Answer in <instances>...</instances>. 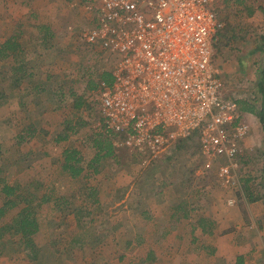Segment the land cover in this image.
<instances>
[{
  "label": "rangeland",
  "instance_id": "rangeland-1",
  "mask_svg": "<svg viewBox=\"0 0 264 264\" xmlns=\"http://www.w3.org/2000/svg\"><path fill=\"white\" fill-rule=\"evenodd\" d=\"M97 1L0 0V177L30 194L33 204L43 196L49 199L37 208L42 229H52L49 235L44 233L46 239L68 241L76 233L82 236L85 247L71 251L72 259L60 256L59 264H233L240 254L245 264H264V133L259 126L257 131L247 132L228 178L218 176L224 161L200 156L199 140L194 136L179 149L172 151L170 145L155 156L115 146L114 159L100 163L98 173L85 168L94 154L90 137L98 131L86 113L71 109L73 98L69 92L87 96L85 78L81 77L85 66L98 63L108 68L117 60L112 50L98 54L80 37V32L91 24ZM259 2L264 6V0ZM36 10L40 11L39 19L34 20ZM223 13L231 20L237 19L233 8H224ZM242 16L236 22L239 38L231 41L222 57L212 64L225 97L234 102L257 97L259 105L255 82L256 71L262 66L261 55L248 57L246 53L257 47L264 26L258 13L251 18ZM34 21L40 25L50 21L49 31H54L53 38L46 42L51 47L41 57L46 63L37 64L36 73L34 47L42 53L46 46L36 40L42 34L34 30ZM8 39L17 48L14 52L3 50ZM18 67L26 70L27 76L21 81L14 72ZM54 69L53 78L47 81L53 91L36 94L35 98L34 80L44 82ZM98 95L92 92L88 101L97 102ZM80 118L88 125L66 141L53 142L64 132L66 121L74 124ZM256 121L252 118L253 123ZM34 126L39 131L34 133ZM19 136L23 137L21 142ZM65 147H76L81 152L86 177L71 179L61 171ZM167 155L171 157L167 159ZM247 178L252 195L259 200H245L241 185ZM89 187L96 189L99 203H92L88 197ZM144 195L148 199L144 200ZM148 210L152 219L144 222L140 212ZM75 211H89L91 215L85 217V213L78 215ZM16 212L12 210L1 218L0 227ZM169 213L174 218L168 217ZM198 219L210 223L207 235L190 233ZM166 227L175 229L164 237ZM164 238L171 241L162 244ZM62 241L56 249L68 254ZM20 242L16 235L1 236L0 264L28 263L30 249ZM130 242L132 245H128ZM153 251L161 257H154ZM31 252L34 254V248ZM148 253L151 257L145 261Z\"/></svg>",
  "mask_w": 264,
  "mask_h": 264
},
{
  "label": "built area",
  "instance_id": "built-area-1",
  "mask_svg": "<svg viewBox=\"0 0 264 264\" xmlns=\"http://www.w3.org/2000/svg\"><path fill=\"white\" fill-rule=\"evenodd\" d=\"M217 1L95 3L91 24L80 37L98 52L117 55L113 81L97 97L102 125L118 135L114 147L155 156L197 133L200 156L224 161L220 178L236 167L249 127L235 102L224 96L212 64L221 27Z\"/></svg>",
  "mask_w": 264,
  "mask_h": 264
},
{
  "label": "trees",
  "instance_id": "trees-1",
  "mask_svg": "<svg viewBox=\"0 0 264 264\" xmlns=\"http://www.w3.org/2000/svg\"><path fill=\"white\" fill-rule=\"evenodd\" d=\"M228 7L236 10L237 19L231 20L226 13L222 14V10ZM216 11L218 14L219 22L221 27L218 29L215 35V40L213 42V55L212 61H216L217 58H221L225 49L228 47L229 43L235 39H238V28L236 22L239 21L238 18L242 16L245 18H251L256 13L262 16V22L264 26V6L260 4L259 0L251 1L250 0H220L217 1ZM236 20V21H235ZM240 22V21H239ZM15 45L11 39H8L4 42L3 50H8L9 52H14ZM95 51H97L95 49ZM4 52V51H3ZM99 54V52L97 51ZM259 53L261 55V65L262 69L257 70V81L255 82L256 93L260 96V103L257 105V97L254 100H237L235 104L237 109L241 113L252 114L257 117L260 126L262 127L264 133V34L258 36L257 47L253 48L248 52V55ZM105 60V59H104ZM107 63V62H106ZM112 66L108 68H101L98 63L94 65L85 66L83 69V74L81 77L85 78V93L90 95L92 92H97L99 94L100 90L104 89L111 85L113 78L111 73ZM15 76H21L18 81H21L25 76H27L26 70L21 67L14 69ZM22 72V73H20ZM19 78V77H18ZM70 97L73 98L71 103V109L73 111H83L87 114L89 118V123H99V126H96L98 132L92 133L90 140V147L95 151L93 157L87 162L85 168L96 174L99 172L100 163L108 161V159L115 156V149L113 146V140L118 136L110 129H107L101 123V117L99 115V103L94 101H88L87 96L85 95H76L73 91L69 92ZM88 125L87 121L84 119H78L76 123L73 124L71 120L66 121L64 132L58 134L53 142L58 144L60 142L66 141L70 135H75L78 132V129L82 126ZM35 133V129H34ZM192 137L198 139L197 133H193ZM19 142L22 141L23 137H18ZM189 137L175 141L171 147L172 151L177 148L179 149L180 145L184 141H188ZM264 143V136H263ZM199 145V144H198ZM128 150V149H127ZM131 152V151H130ZM264 156V151H263ZM169 156V155H167ZM166 156V157H167ZM62 163L60 165L61 171L65 172L71 179L84 178L86 175L83 174L84 169L81 163L83 158L80 154V151L76 148L66 147L62 150L61 153ZM171 156L167 157L169 159ZM262 182L261 185L264 188V162L262 165ZM1 173V170H0ZM250 180L247 178L243 181L241 188L243 189L245 200L247 202H254L259 200L257 196L252 195V192L249 188ZM88 197L90 196L93 200L92 203H97L96 198V189L87 188ZM159 193V192H158ZM264 197V193H263ZM0 219L3 218L8 212L12 210H17L15 215L4 225L0 227V238L4 234L17 235L20 237V240L26 249H32L31 236L38 232L39 221H38V211L37 208L40 203L46 202L49 200L47 197L43 196L38 200L39 203L32 202V197L30 194L26 193L25 190L18 185H8L0 177ZM76 214H81L79 211H75ZM89 211H85V217H89ZM197 226L200 228L202 233H209L210 223L205 219H198ZM233 264H244V258L242 255L235 256Z\"/></svg>",
  "mask_w": 264,
  "mask_h": 264
},
{
  "label": "crops",
  "instance_id": "crops-1",
  "mask_svg": "<svg viewBox=\"0 0 264 264\" xmlns=\"http://www.w3.org/2000/svg\"><path fill=\"white\" fill-rule=\"evenodd\" d=\"M40 11L39 10H36L34 11V20L36 19H39V16L37 14H39ZM38 21H34V30L36 29L37 32L41 33L42 35L39 37L36 38V40L40 43H43L42 45L46 46V48L43 47V52L40 53L39 52V49H38V46L35 45L34 47V56H35V60H34V72L36 73L37 70V64H42V63H46L45 61H41V57L44 56V54L49 50V48L51 47V45L47 44L46 42L49 40V39H52L53 38V33L54 31H49L51 30V22L50 21H47L46 23H43V24H39L37 23ZM264 32V31H263ZM40 40V41H39ZM38 43V44H39ZM38 49V50H37ZM251 51V50H250ZM248 55V52L246 53ZM253 55V54H252ZM251 56V55H248V57ZM242 65V63H240ZM263 66H261L259 69H257L258 71L260 69H262ZM243 69V67H242ZM52 70V69H51ZM56 69H54V71L52 72L51 71V74H47L45 76V81L41 83L40 82H37V79L34 80V97L37 95H39V93H46L48 91H51L52 88L50 87L51 85L48 84V80L49 79H52L53 78V73L55 72ZM240 71L242 73H245V71L241 70ZM250 71V69H249ZM48 72H50V70H48ZM247 72H248V69H247ZM257 72V71H256ZM257 74V73H256ZM247 77H248V74H246ZM35 78V77H34ZM53 91V90H52ZM41 95V94H40ZM36 98V97H35ZM38 101H35L34 103H37ZM244 114V118H245V121L248 123V127H249V130L251 129V131H257L258 130V126H259V129L260 131H263L262 130V127L260 126V123L258 122V119L256 116L252 115V114H248V113H243ZM248 116H251V119L248 117ZM252 118L254 119V121L257 119L256 123L252 122ZM250 123V124H249ZM251 125V126H250ZM34 129L35 131H39V129H37L36 126H34ZM259 135V134H258ZM261 136V135H260ZM245 139V138H244ZM243 143L245 142L244 140L242 141ZM242 142H240V145L242 144ZM66 148V147H65ZM76 148V147H75ZM78 150V148H76ZM115 149V147H114ZM95 153V151H94ZM115 153H116V149H115ZM81 154V152H80ZM94 155V154H93ZM93 157V156H92ZM91 157V158H92ZM89 161V160H88ZM87 161V162H88ZM61 163H62V158H61ZM156 194L155 193H152V196H155ZM113 197V196H112ZM128 197V196H127ZM97 198V197H96ZM114 200L116 199V197H113ZM112 198V199H113ZM144 200L148 199L147 196L144 195ZM97 203H99V199L97 198ZM95 204V203H94ZM151 210V209H150ZM150 210L148 211H143V212H140V215H143L141 217L144 218V222L145 221H149V218H151V216H148L150 215L151 213L149 212ZM85 212H83L82 214H84ZM174 213V212H173ZM173 213H169L168 217H172L174 218V214ZM80 214V215H82ZM91 215V214H90ZM137 215V214H136ZM167 217V219H169ZM78 220V219H77ZM139 223V222H138ZM43 225L40 224L39 222V229H38V232H36L34 235L31 236V242H32V249L34 248V254L33 252H30V251H27L29 254H28V263L27 264H59V257L62 256V255H69V257L72 259L74 257L73 253L71 251H77V250H81L85 247L86 245V242L83 241L82 239V236L79 234V233H76L74 235H72V237L70 239H68V241H54V237H52L51 240H49L48 238L46 239L45 237H47V234L49 235L50 232H52V229L51 228H46V231L44 229H42ZM45 226V225H44ZM197 226V225H196ZM174 228V227H173ZM79 229H82V228H79ZM175 229V228H174ZM172 229L171 227H166L164 229V237H165V234L167 233H172L171 231L174 230ZM47 232L46 236L44 237V233ZM79 232H81L79 230ZM190 233L193 234V236H198V234H204V235H207V233H202L200 228L197 226V227H194V225H192L190 227ZM17 236V235H16ZM81 236V237H80ZM179 236V235H178ZM144 237V236H143ZM142 237V238H143ZM173 239L175 240L176 237L175 235H172ZM145 238V237H144ZM146 239V238H145ZM172 239V240H173ZM144 240V239H143ZM168 241L163 240L162 244H165V242H169L170 239H167ZM191 240L193 241L194 238H191ZM66 242V248H65V252L68 250V254H64V252L62 250H57L56 249V244L60 243V242ZM171 241V240H170ZM176 241V240H175ZM117 241H114L112 243H116ZM178 242V241H176ZM21 243V242H20ZM22 244V243H21ZM128 245H132V242L128 243ZM115 246V244H114ZM171 246V245H170ZM153 248V247H152ZM154 252V257H157L158 256V253H156L155 251ZM151 255V253H150ZM149 253L146 255V259H144L145 261H147L148 259H150V256ZM241 255V254H240ZM161 256H158V258H160ZM243 258H244V255H243ZM153 259V257H152ZM45 260H47L45 262ZM244 264H245V259H244Z\"/></svg>",
  "mask_w": 264,
  "mask_h": 264
}]
</instances>
